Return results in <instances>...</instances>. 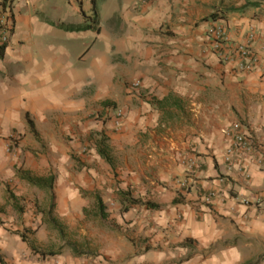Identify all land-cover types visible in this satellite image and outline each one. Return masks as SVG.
<instances>
[{"label": "crops", "instance_id": "1", "mask_svg": "<svg viewBox=\"0 0 264 264\" xmlns=\"http://www.w3.org/2000/svg\"><path fill=\"white\" fill-rule=\"evenodd\" d=\"M137 1L15 0V29L0 57V255L7 264H264V1L232 12L227 22L234 41L257 33L259 63L252 71L215 56L207 22L196 25L199 13L189 5ZM111 101L124 110L120 125L118 107L106 106ZM95 110L111 118L92 123L86 117ZM234 122L262 157L260 163L250 159L245 173L228 170L223 159L225 131ZM91 128L131 162L114 188L95 179L94 167L86 171L92 189L103 190L96 196L105 205L113 198L125 203L121 195L130 188L136 198L156 204H131L140 211L133 222L155 220L173 235H145L151 239L143 253L125 235V248L109 241L95 258L47 260L21 236L3 235V222L15 214L3 207L14 206L9 192L20 195L21 183L32 185L18 174L40 155L31 144L76 147L77 131ZM12 132L20 134L16 143ZM65 150L39 161L42 175L57 177L54 192L60 181L70 188L79 175ZM61 157L70 162L69 172L59 167L48 174L45 160ZM97 158L111 183L109 165L99 153ZM187 177L188 188L181 186Z\"/></svg>", "mask_w": 264, "mask_h": 264}, {"label": "rangeland", "instance_id": "2", "mask_svg": "<svg viewBox=\"0 0 264 264\" xmlns=\"http://www.w3.org/2000/svg\"><path fill=\"white\" fill-rule=\"evenodd\" d=\"M256 1L263 2L264 0H180V3L189 5L190 10L195 11L196 14L199 13L196 25L207 22L205 25L207 29L208 25L213 22H222L227 26L232 12L245 10V8H248ZM96 33L86 38V44L82 47L84 51L96 40ZM104 34H106L105 31ZM109 34L112 33L110 32ZM100 41L101 39L98 37L97 42ZM73 44L74 41L70 43V46H73L72 50L74 52L78 45ZM106 106L113 107V110L118 107L114 101L108 102ZM111 113L113 112L111 111ZM110 118L111 116L108 113H102L101 110H95L86 117L87 120L92 119V123L95 120L105 121ZM77 134L79 138L76 147L65 143V145H61L62 147H56L53 150L51 148L52 145L49 143H43L39 147L36 144H31V148L35 149V151L40 148V155L33 154L35 157L30 161L29 166L24 167L22 165L20 169L28 170L32 175L38 177L46 176L41 174V171L45 167L42 164L40 165L39 161H42L43 157L48 155V153L51 155L52 152L61 156L62 152L65 153L67 147L69 148L68 153L71 160H74L73 163L77 165L75 172L79 173V175L77 174V176L72 177V181L75 182L69 184L70 188L62 185L60 181L61 191L56 190L54 192L53 189L47 190L32 185L26 186L21 183L20 195L9 192L14 206L11 205L10 207V202H8L3 207V210L9 214V212H12L9 208H12L15 214L11 216L12 219L3 222L7 223L5 227L6 232L3 235H24L26 242L29 243V248L44 257L48 256L47 260L66 257L81 260L88 259L91 256L95 258L102 253L103 249L108 250L110 242H118L116 244L119 245L120 249L125 248V244L129 243L125 235H129V240L135 247L137 246V252L143 253L148 249L151 239V237L145 235H173L168 232L167 227L159 225V223L154 222L155 220L148 221V219L143 218L142 221L139 220L134 223L133 215L138 214L140 211L137 207H131L132 203H129L128 200V202L122 203L120 200L117 201L116 198H113L111 199L114 202L113 204L106 203L108 216L103 218L98 215L99 207L96 201V194L101 195L103 190L101 188L96 190V186L92 189L91 183L86 181L90 175L86 171L94 167L95 170H98V175L95 176V179L99 180L102 184L103 178L106 186L111 185L114 188L122 180L119 176L124 175L126 168L131 165V162L129 159H126L125 151H120L119 148L112 146L107 135H102L100 130L96 128H91L84 132L78 130ZM19 136L20 134L12 132L11 138L13 142L16 143L17 139H20ZM101 139H104V143L108 145L106 149H108V153L112 158V163L105 160L111 169L109 171L112 175L111 183L108 180V173H106L105 168H102V164H99L97 158V154L99 153L97 144ZM70 141L72 140L70 139ZM64 142H68V140ZM14 146L18 150L19 145L15 144ZM7 150L8 152H12L11 144L7 146ZM61 158L57 161L45 160L46 163H49L50 167H48V174L57 173L59 167L69 172L70 162L64 161L63 157ZM58 178L61 179V177ZM67 179L66 177L64 181ZM130 190V188L127 189L129 198H136ZM113 192L118 193L114 189ZM59 194L63 199V206H56V209L52 213H49L52 195H54L58 205L59 201L57 199H59ZM54 220L57 222L53 223ZM44 251L45 253L41 254Z\"/></svg>", "mask_w": 264, "mask_h": 264}, {"label": "built area", "instance_id": "3", "mask_svg": "<svg viewBox=\"0 0 264 264\" xmlns=\"http://www.w3.org/2000/svg\"><path fill=\"white\" fill-rule=\"evenodd\" d=\"M155 0H138L137 6L150 5ZM15 0H0V49L6 47L10 43L11 36L15 29L14 19ZM227 26L222 22H213L208 25L206 35L209 39L211 49L215 56L223 63L235 62L243 71L254 70L259 63V56L255 49V41L257 33L254 30L247 32L244 41H234ZM140 81H134V85L138 86ZM124 118V110L116 109L115 124L120 125ZM229 143L225 147L223 159L228 170H236L246 172L247 162L256 158V162L260 163L261 155L255 151L250 139L247 137L245 129L240 122H234L226 131ZM256 154V155H255ZM191 177H187L181 181V186L189 187ZM216 196L213 191L208 198Z\"/></svg>", "mask_w": 264, "mask_h": 264}, {"label": "trees", "instance_id": "4", "mask_svg": "<svg viewBox=\"0 0 264 264\" xmlns=\"http://www.w3.org/2000/svg\"><path fill=\"white\" fill-rule=\"evenodd\" d=\"M252 4H254V3H252ZM78 29H79V27H78ZM4 48L5 47H3V48L0 49V57L3 56ZM30 123L32 125V122L31 121H30ZM104 142H105L104 139H101L99 141V143L97 144V150H98L99 154L105 160H107L110 163H112V158H111V156L108 153V149H106V148H108L107 147L108 145H106ZM18 174H19V176L22 179L26 180L27 182H29L32 185H35V186H37L39 188L47 189V190L48 189H50V190L53 189V183L55 181V177L52 176V175L38 177V176L32 175L28 170H23V169H19ZM122 194H123L124 201H127L128 200L129 203H132V204H146L147 206H151V207L152 206L153 207L156 206L155 203L150 202V201H142L140 198H131L130 199L128 192H124L123 191ZM96 201H97V205L99 207V213H98V215L100 217H103V218L106 217V216H108L107 207H106V205H105L102 197L99 196V195H97L96 196ZM55 207H56L55 197H54V195H52V202H51V204L49 206V211L48 212L49 213H52L55 210ZM56 222H57L56 220L53 221V223H56ZM20 236H21V238L24 241H26V237L24 235H20ZM32 248L35 250L34 247H32ZM44 253H45V251L44 252H41V254H44ZM0 261H1L2 264H7L4 261V259L1 257V255H0Z\"/></svg>", "mask_w": 264, "mask_h": 264}]
</instances>
